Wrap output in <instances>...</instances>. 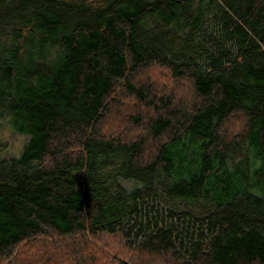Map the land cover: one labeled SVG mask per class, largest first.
<instances>
[{
	"label": "trees",
	"instance_id": "trees-1",
	"mask_svg": "<svg viewBox=\"0 0 264 264\" xmlns=\"http://www.w3.org/2000/svg\"><path fill=\"white\" fill-rule=\"evenodd\" d=\"M7 116L0 264H264V0H0Z\"/></svg>",
	"mask_w": 264,
	"mask_h": 264
},
{
	"label": "clouds",
	"instance_id": "clouds-1",
	"mask_svg": "<svg viewBox=\"0 0 264 264\" xmlns=\"http://www.w3.org/2000/svg\"><path fill=\"white\" fill-rule=\"evenodd\" d=\"M28 141L29 133L17 130L12 123L11 116L0 118V142H6L3 155H12L19 158ZM122 183L131 190L132 181L122 180Z\"/></svg>",
	"mask_w": 264,
	"mask_h": 264
},
{
	"label": "rangeland",
	"instance_id": "rangeland-1",
	"mask_svg": "<svg viewBox=\"0 0 264 264\" xmlns=\"http://www.w3.org/2000/svg\"><path fill=\"white\" fill-rule=\"evenodd\" d=\"M167 85H171V83L168 82ZM171 86H173V85H171ZM109 122L111 123V122H113V120H112V121L109 120ZM233 126L236 127L237 125L234 124ZM5 148H6V142H4V150H5ZM3 152H4V151H3ZM3 156L10 157V156H12V155H3Z\"/></svg>",
	"mask_w": 264,
	"mask_h": 264
}]
</instances>
